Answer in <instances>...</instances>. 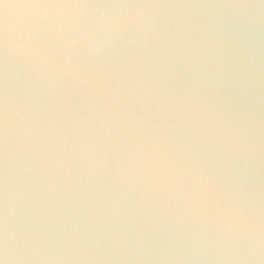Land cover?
<instances>
[{
    "label": "water",
    "instance_id": "95a60500",
    "mask_svg": "<svg viewBox=\"0 0 264 264\" xmlns=\"http://www.w3.org/2000/svg\"><path fill=\"white\" fill-rule=\"evenodd\" d=\"M0 264H264V0H0Z\"/></svg>",
    "mask_w": 264,
    "mask_h": 264
}]
</instances>
